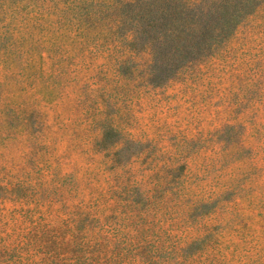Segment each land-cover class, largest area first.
I'll use <instances>...</instances> for the list:
<instances>
[{
    "label": "rangeland",
    "instance_id": "1",
    "mask_svg": "<svg viewBox=\"0 0 264 264\" xmlns=\"http://www.w3.org/2000/svg\"><path fill=\"white\" fill-rule=\"evenodd\" d=\"M94 1L0 0V30L23 23L29 48L27 58L18 51L12 56L13 71L0 65L2 76L25 74L24 83L9 78L3 94L14 108L25 103L34 121L25 138L18 139L11 125L0 135V178L22 180L24 188L16 191L22 201L0 202V264H72L79 246L99 231L112 243L109 264H264V0H156L155 34L172 29L171 48L181 22L195 26L196 13L204 15L200 25L212 27L205 29V51L178 74H139V59L117 50L124 27L114 34L82 31L84 48L99 50L84 54L98 67L77 74L88 78L85 109L106 110L109 122L118 124L120 131L104 138L116 156L130 159L143 151L125 176L113 180L108 171L96 186L82 182L91 165L83 147L89 132L57 126L80 114L73 88L57 82V70L51 73L57 69L58 14L74 18ZM118 59L124 63L113 74ZM36 110L46 122L35 123ZM58 157L68 186H57ZM38 163L53 166L56 178L38 180L42 173L30 170ZM74 176L82 183L79 196L69 193ZM146 196H152L149 207ZM137 223L150 228L151 252L143 259L135 252L117 257Z\"/></svg>",
    "mask_w": 264,
    "mask_h": 264
},
{
    "label": "trees",
    "instance_id": "2",
    "mask_svg": "<svg viewBox=\"0 0 264 264\" xmlns=\"http://www.w3.org/2000/svg\"><path fill=\"white\" fill-rule=\"evenodd\" d=\"M156 0H95L90 8L83 10L76 14L73 18L64 17L65 12L58 14L57 18V69L51 68V73H55L57 70V82L61 79V86L65 89L73 88L75 104L80 114L74 119L67 118V121H61L60 124L57 121V126H68L70 124H76V126L82 127L86 132H89V138L83 144L84 150L87 155V162H90V167L84 172L82 182L85 184L96 186L98 183V177L104 176L107 180L108 171L111 172V178L120 179L125 176V172L132 168L134 162L138 161L143 151L139 154L133 153L131 158H124L123 156H116L114 146H107V142L104 141L105 136L109 132L120 131L118 124L109 122L107 119V111L98 109L95 112L89 108L85 109V103L83 101V91L88 84V78H80L77 74L83 70L91 72L98 65L95 64V59H89L85 56V52L88 49L84 48V44L81 42L82 36H87V31H96L98 29L109 30L110 34H114L120 31V28L124 27V30L120 31L119 42L117 50L122 49L121 55L132 56L138 58L136 62V69L139 74H162V70H170L172 74H178L183 71L187 66L193 64V60H197L205 50L206 31L205 29H211L212 27L204 23L200 25V21L204 19V15L196 13L195 26H189L187 20L181 22L182 28L175 31L178 36V40L174 39V42H178V45L171 48V34L173 30L167 27L159 34L155 32L159 26V22L155 17ZM232 17L235 15L230 14ZM164 23V22H163ZM214 29V28H213ZM218 31L217 29H214ZM1 36L7 37L4 41ZM68 38L70 41L77 42L79 45H69L64 42V39ZM27 32H25V26L23 23L19 25L13 24V21L9 22V25H5L0 30V65L6 69L9 68L13 71L15 62L12 56L18 51L23 57L27 58L28 49L26 46ZM159 43V44H158ZM158 44V45H157ZM139 45L137 48L136 46ZM198 50L201 53L196 56H190V53H194ZM179 50V54L175 55V52ZM89 55L95 56L99 52L98 48L92 47V50H88ZM144 54H147L146 58H143ZM184 54V55H183ZM149 57V58H148ZM148 58V60H147ZM124 59V58H123ZM128 59H125V62ZM194 60V61H195ZM124 61L122 59L116 60L112 64L113 74H120L119 68L122 67ZM106 66L107 64H101ZM111 65V64H110ZM155 65L156 67H153ZM166 66V67H164ZM21 73H25L26 64H22ZM85 74V73H84ZM2 76V75H0ZM25 74H3L2 80L0 79V135L3 134L2 128L7 125L13 127L16 133H20L18 139L25 138V134L29 133L28 128L32 123L30 119L28 106L20 102L16 104V108L12 107L13 100L5 98L2 90V85L7 83V80L11 77H16L20 80V83H24ZM90 110V112H89ZM34 113L35 123L46 122L44 119L43 111L36 110ZM60 114H57L59 118ZM71 122V123H68ZM34 123V121H33ZM48 123V122H47ZM32 127V126H31ZM87 132V133H88ZM72 133L75 130L72 129ZM8 136L5 137L7 139ZM9 138V137H8ZM135 143V141H134ZM118 147V146H117ZM114 152V154H113ZM94 154H102L103 157L99 161H95ZM61 158H57V186H68L67 177L69 174L63 173L61 170ZM1 167V166H0ZM36 167H38L36 169ZM30 170L34 173H42L37 176L38 180L46 181V177L55 179V168L53 166L46 168L42 164L38 163L34 166H30ZM8 179V180H7ZM72 183L69 188V193L74 196H79L82 192V183L77 180L76 176L72 178ZM23 181L14 182L9 178H0V202L8 201H22V193L16 192L19 189H23ZM40 183L38 186L40 187ZM104 195L99 194L98 198H93V203L90 204V209H94L97 203L100 202ZM152 196H146V200L149 202L147 206H151ZM102 213L99 214L101 216ZM82 213L79 214V220H75V224L81 219ZM95 217V216H93ZM129 225V224H128ZM149 227L143 224L137 223L134 228V232L131 237L127 238L121 246V250L118 252L117 257L128 256L132 252H135L136 257L145 258L146 255L151 252L150 248L153 245L150 244ZM95 239L89 243L82 244L81 250L75 253L72 258V264H109V251L112 243L109 240V236L104 235V232L99 231V235L95 232ZM122 243V242H121ZM186 246H180V254L184 255ZM161 247L156 246L154 253L159 254ZM148 259V258H147ZM114 260V258L112 259Z\"/></svg>",
    "mask_w": 264,
    "mask_h": 264
}]
</instances>
